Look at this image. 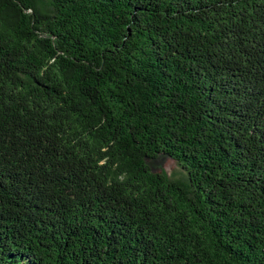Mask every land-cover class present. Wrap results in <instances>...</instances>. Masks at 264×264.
I'll return each instance as SVG.
<instances>
[{
    "label": "trees",
    "instance_id": "1",
    "mask_svg": "<svg viewBox=\"0 0 264 264\" xmlns=\"http://www.w3.org/2000/svg\"><path fill=\"white\" fill-rule=\"evenodd\" d=\"M0 264H264V0H0Z\"/></svg>",
    "mask_w": 264,
    "mask_h": 264
},
{
    "label": "rangeland",
    "instance_id": "2",
    "mask_svg": "<svg viewBox=\"0 0 264 264\" xmlns=\"http://www.w3.org/2000/svg\"><path fill=\"white\" fill-rule=\"evenodd\" d=\"M154 165L155 170L164 171L171 179L185 177L184 171L170 158L161 159L160 162Z\"/></svg>",
    "mask_w": 264,
    "mask_h": 264
}]
</instances>
